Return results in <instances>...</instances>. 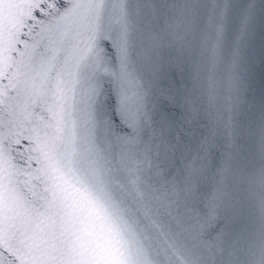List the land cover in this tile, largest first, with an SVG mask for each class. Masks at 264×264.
Masks as SVG:
<instances>
[{
  "label": "snow or ice",
  "instance_id": "obj_1",
  "mask_svg": "<svg viewBox=\"0 0 264 264\" xmlns=\"http://www.w3.org/2000/svg\"><path fill=\"white\" fill-rule=\"evenodd\" d=\"M0 264H264V0H0Z\"/></svg>",
  "mask_w": 264,
  "mask_h": 264
}]
</instances>
